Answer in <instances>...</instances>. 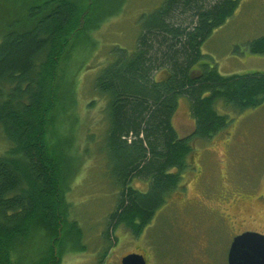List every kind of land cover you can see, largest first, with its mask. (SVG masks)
I'll return each instance as SVG.
<instances>
[{
  "label": "trees",
  "instance_id": "trees-1",
  "mask_svg": "<svg viewBox=\"0 0 264 264\" xmlns=\"http://www.w3.org/2000/svg\"><path fill=\"white\" fill-rule=\"evenodd\" d=\"M12 1L22 3L25 14L0 28V125L10 143L0 155V264H25L35 236L47 246L31 264H60L65 229L80 234L77 221L69 220L66 199L78 166L66 161L63 149L52 151L47 129L58 102L61 60L73 35L85 31L98 0ZM237 3L164 0L145 20L136 49H120L96 76L94 90L106 102L105 151L118 188L108 236L119 225L139 234L156 209L183 188L193 141L228 124L219 101L235 111L264 101V72L222 74L200 62L202 43ZM251 47L264 52V35ZM160 71L164 75L156 77ZM181 96L188 99L194 124L186 136L173 123ZM133 178L148 180L147 190L132 187Z\"/></svg>",
  "mask_w": 264,
  "mask_h": 264
},
{
  "label": "rangeland",
  "instance_id": "rangeland-1",
  "mask_svg": "<svg viewBox=\"0 0 264 264\" xmlns=\"http://www.w3.org/2000/svg\"><path fill=\"white\" fill-rule=\"evenodd\" d=\"M163 1L98 0L85 31L73 35L61 60L56 88L58 102L50 113L47 137L54 148L52 151L63 149L66 161L74 160L78 166L66 190V199L71 203L69 220L77 221L80 234L65 233V229L60 264H120L121 257L129 252H144L149 264H227L231 235L225 230H208V247L196 248L194 230L187 227L193 210L187 208L186 213L178 210L180 193L177 192L156 209L139 234L132 235L122 225L117 226L115 232H109V236L106 231L118 188L113 181L111 158L105 151L106 102L95 92L93 84L120 49L128 53L136 49L145 20ZM23 14L22 3L0 0V28L13 16L22 20ZM263 35L264 0H238L232 15L202 43L200 62L215 66L222 74L264 72V53L251 51V43ZM163 75L160 71L156 77ZM216 105L220 113L228 115V124L210 138L194 140V167L200 168L202 175L195 179V172H190L189 177L190 169L183 172L182 181L189 177L185 195L202 199L204 188L216 194L225 183L221 190L224 198L229 199L233 192L254 198L264 180V101L241 111L224 106L222 101ZM173 123L179 135L193 130L185 96L178 100ZM9 144L0 125V155ZM226 159V173L221 175L220 166L226 164ZM131 186L146 191L148 180L133 178ZM232 196L240 197L237 193ZM230 200L222 202L211 195L204 201L213 206L221 202L226 205ZM262 209L254 219L247 217L244 227L264 231V206ZM197 233L202 245L205 235L201 231ZM41 242L40 237L35 236L29 245L31 252L25 251L26 248L22 250L25 264L34 262L32 257L47 246L45 240Z\"/></svg>",
  "mask_w": 264,
  "mask_h": 264
},
{
  "label": "flooded vegetation",
  "instance_id": "flooded-vegetation-1",
  "mask_svg": "<svg viewBox=\"0 0 264 264\" xmlns=\"http://www.w3.org/2000/svg\"><path fill=\"white\" fill-rule=\"evenodd\" d=\"M251 51L254 53H264V52L253 51L252 49ZM248 72H251V71H248ZM188 134L189 133L185 135H180V136H186ZM226 134L228 133L226 132ZM198 139H201V138H198ZM224 143H226V141ZM193 144H194V141H193ZM194 157H195V153L193 154L191 158V162H190L191 165L189 164V166L187 167L188 169H190L188 175L190 177V172L191 173L195 172L194 178L199 179L202 175V170L198 167L197 168L194 167ZM226 165H227V159H226V164L220 166L219 173H221V175H223V172L226 173V171H224L226 170ZM187 180L186 181L183 180V188L177 191V193H180V198H179V202L177 201V206H178V210L182 211L183 213H186L185 210L187 208H190L193 210L192 220H188L187 223L189 225L187 227H192V229L194 230V234H192V236H193L194 244L196 248L205 250L208 247L209 240L207 239V232L209 233L208 230H211V229L225 230L228 234L231 235V241L235 235L241 232L247 231V230L258 231V232L264 233V231H261L257 228L244 227L246 218L250 217L254 219V216L256 217L258 213H261V209L264 206V180L262 181L261 191L254 198H251V197L245 198L242 196L241 192H233V193H237V195L240 197L234 198L232 196L233 193H231L229 196L227 195L229 199L224 198L223 197L224 195H222L221 190L225 188V183L223 184V186L220 187L219 189L220 191L216 194H212L209 190L204 188L201 191L202 199L204 200H208L209 197H211V195H214L218 200L222 202L223 200H225V202H228L231 199L230 202L227 203L226 205H222L223 203L221 202L213 206L206 204V201L202 200L199 197L187 198L185 195ZM205 187L207 188V186ZM199 231H201L202 234L206 236V237L204 236L202 245H200V242L197 240V239H200V235H198L197 233ZM132 235L134 234L132 233ZM120 240L121 238L119 239V241ZM137 253H142L146 259V264H149V261L144 252H137Z\"/></svg>",
  "mask_w": 264,
  "mask_h": 264
},
{
  "label": "water",
  "instance_id": "water-1",
  "mask_svg": "<svg viewBox=\"0 0 264 264\" xmlns=\"http://www.w3.org/2000/svg\"><path fill=\"white\" fill-rule=\"evenodd\" d=\"M121 264H146L142 253L129 252ZM227 264H264V233L244 231L235 235L227 252Z\"/></svg>",
  "mask_w": 264,
  "mask_h": 264
}]
</instances>
